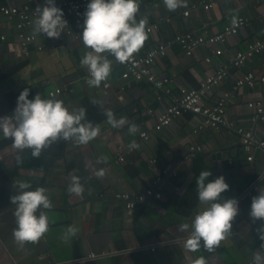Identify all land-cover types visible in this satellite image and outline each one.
<instances>
[{"label":"crops","instance_id":"crops-1","mask_svg":"<svg viewBox=\"0 0 264 264\" xmlns=\"http://www.w3.org/2000/svg\"><path fill=\"white\" fill-rule=\"evenodd\" d=\"M28 1L0 3L22 5ZM198 1L184 0V6L169 11L163 0H138L137 20L146 18V25L156 24L157 28L147 35L144 47L135 55H142L155 43L166 42L184 32L218 33L226 23L225 15L243 16L250 22L238 37L225 42L223 55L213 57L210 63L205 62L210 52L204 47L187 57L175 46L157 60L154 72L169 78L168 85L174 92L178 86L197 88L200 80L226 62L228 54L244 50L247 41L264 37V5L253 6L246 0L247 4L238 10L234 4L216 0L208 11L201 7L190 9ZM186 10L189 14L183 16ZM0 31L6 35V43L0 44V71L19 65L15 72L0 80V117L13 113L4 99L7 93L19 94L29 89L48 98L49 92L60 88L61 93L53 98L63 101L70 111L86 108L87 119L100 128L98 137L87 145L61 140L39 158L33 157L30 150L19 153L12 147V141L0 133V162L4 166V175L0 173V208L8 204L9 190L12 195L17 194L14 187L17 180L30 183L32 187L28 190L44 187L53 205L46 210L50 221L47 234L39 243H27L23 248L13 237L17 227L15 205L0 210V264H195L201 256L206 264H249L256 252L264 253V241L257 234L264 221L253 222L249 215L252 198L264 191L263 152L254 150V161L249 163L235 134L205 129L192 135L199 118L190 114L177 118L161 132H154L155 116L163 111L165 103L155 100L149 84L122 80L121 68L114 58L108 57L113 62L109 79L98 88L89 87L88 71L81 66V59L90 49L85 48L82 39L73 42L65 35L59 39L39 37L42 50H32L28 58L19 59L11 49L12 22L3 20ZM248 71L257 76L264 74V52L238 72L232 71L231 77L213 90V97L229 89L234 77ZM257 93V87L240 89L228 114L246 125L249 111L245 104ZM107 110H112L117 119L127 118L128 123L113 128L106 121ZM133 123L139 126L135 135L129 133V124ZM143 131L149 134L147 142L139 138ZM255 134L264 138V123ZM133 140L138 147L129 150ZM192 144L200 145L203 151L185 161L183 156ZM125 150L129 152L124 161L117 163L118 152ZM101 156L108 157L107 163H97ZM152 159L154 163H150ZM165 167L177 174L163 181L161 200L141 204L127 213L122 202L113 198L117 192H142L158 170ZM101 169L102 178L96 175ZM206 170L212 173L209 181L225 177L230 189L222 193L223 198L238 199L247 191L250 195L238 200L240 212L228 240L215 252L206 251L203 241L198 251L190 252L184 241L191 235L195 215L204 207L199 203L196 188L200 172ZM6 173L12 185L5 184ZM72 177H79L85 188L81 196L68 192ZM183 224L189 228L182 229ZM69 226L78 231L65 243L62 237ZM90 254L95 257L89 258Z\"/></svg>","mask_w":264,"mask_h":264},{"label":"clouds","instance_id":"clouds-1","mask_svg":"<svg viewBox=\"0 0 264 264\" xmlns=\"http://www.w3.org/2000/svg\"><path fill=\"white\" fill-rule=\"evenodd\" d=\"M169 11L184 6V0H163ZM138 0H90L84 13L82 41L85 48L90 49L81 59V66L86 67L89 76L86 83L89 87H100L106 82L113 70L112 56L120 64L132 60L135 54L144 47L148 39L146 18L137 20L139 13ZM37 18L33 21V33L59 39L68 26L64 12L55 0H45L43 7H37ZM105 86L106 83H105ZM95 103V102H93ZM106 121L113 128H120L128 123L127 118H116L112 110L105 111ZM139 126L129 124V133L135 135ZM100 128L87 119V109L79 108L70 111L63 101L54 98H42L41 94L29 99V89L23 90L17 99V106L10 116L0 117V133L12 141V147L19 153L31 152L39 158L43 152L58 141H71L77 145H87L98 137ZM133 140L129 148H137ZM19 159V157H18ZM108 157L101 156L97 163H107ZM96 175L104 176V170ZM212 173L201 171L197 178L198 200L203 209L199 211L191 225L192 232L184 247L187 251L196 252L203 248L215 252L223 241L232 234L233 223L240 212L236 198L225 199L222 193L230 189L224 176L213 181L208 178ZM17 194L11 196V204L15 205V221L13 230L15 242L23 248L27 243H39L49 231V217L46 210L53 205L44 187L28 190L32 185L26 181H14ZM85 191L79 177H72L68 187L70 195L81 196ZM250 217L253 222L264 221V191L252 198ZM182 229H188L183 224ZM75 226H69L62 240L68 243L77 234ZM260 240L264 241V224L257 228ZM195 264H206L201 256ZM252 264H264V253L256 252Z\"/></svg>","mask_w":264,"mask_h":264},{"label":"built area","instance_id":"built-area-1","mask_svg":"<svg viewBox=\"0 0 264 264\" xmlns=\"http://www.w3.org/2000/svg\"><path fill=\"white\" fill-rule=\"evenodd\" d=\"M216 0H200L190 5V9L202 8L208 11L213 7ZM236 5V9H241L246 0H219ZM1 2V0H0ZM56 5L64 12V19L68 26L64 28L62 35L68 36L73 42L82 39L84 13L90 0H55ZM253 6L264 5V0H250ZM45 0H29L22 5L1 4L0 3V28L2 21L13 24L14 40L12 53L16 58H28L32 50L40 51L43 44L39 37H47L43 34L33 33V21L37 18V7H43ZM189 10L182 12L183 16H188ZM225 25L218 33L203 34L194 31L178 34L166 42H157L149 47L144 54L134 55L132 60L126 64H119L121 68V79L125 81L145 82L151 86L155 93V100L165 103L163 111L155 116L153 126L154 132H161L170 126L177 118L184 114L198 117L199 122L192 129V135H197L205 129L213 131H225L235 134L240 141L243 152L247 155L246 161L252 163L254 157L252 152L259 150L264 153V138L255 134L257 127L264 123V74L255 75L252 71L238 75L233 78L229 89L223 90L215 98L213 90L220 87L231 77V72H238L247 62L264 52V37L247 41L244 50H235L227 55L225 63H221L213 72L200 80L197 88L178 86L176 92L172 91L168 85L169 78L157 75L154 72V65L157 60L166 56L167 52L178 47L182 53L190 57L201 47L209 50V57L205 58L206 63H210L213 57H220L224 53L222 46L229 39L238 37L250 25L247 18L236 16L230 18L225 15ZM156 24L146 25L147 35L155 32ZM6 43V35L0 31V44ZM112 57V56H109ZM114 58V57H112ZM115 59V58H114ZM89 76V73H88ZM258 88L257 96L246 102L245 106L249 111L246 125H242L240 120H234L228 114V109L234 105L236 93L242 88ZM61 93L60 88H56L48 93V98ZM140 140L147 142L150 137L145 131L139 134ZM120 150V149H119ZM131 150V149H129ZM118 152L116 162L124 161V155L129 152ZM203 151L200 145L192 144L187 148L183 160L190 161L197 154ZM155 160H150L154 163ZM264 170V162L261 165ZM177 172L170 167L158 170L152 182L139 193H129L126 191L117 192L113 198L122 202L127 213L132 212L141 204L150 205L153 201L162 199L161 187L166 178L174 177ZM249 192H244L238 200H245ZM89 258H94L95 254H90ZM250 261L249 264H252Z\"/></svg>","mask_w":264,"mask_h":264},{"label":"trees","instance_id":"trees-1","mask_svg":"<svg viewBox=\"0 0 264 264\" xmlns=\"http://www.w3.org/2000/svg\"><path fill=\"white\" fill-rule=\"evenodd\" d=\"M263 23V26H264V21L262 22ZM17 68H19V65L16 66H13L11 68H4L2 71H0V80L4 79L5 77H8L9 75H11L13 72H15L17 70ZM20 95L19 94H12V93H7L5 94L4 96V99H6L7 103H8V106H9V109H10V112H14L16 106H17V99H18V96ZM36 93L34 92H31L29 91V99H34ZM4 171V166L3 164L0 162V173H2V175H4L3 173ZM5 184H10L12 185V182L10 180V177L8 176V174L6 173V176H5ZM11 189V188H10ZM11 191L9 190V192L7 193L8 195H6L9 199V201H7L8 204H4L1 208V209H5V207H10L12 206L11 204V196L12 193H10ZM6 194V193H5Z\"/></svg>","mask_w":264,"mask_h":264}]
</instances>
